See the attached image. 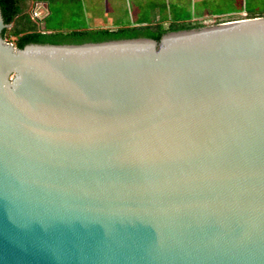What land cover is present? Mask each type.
I'll list each match as a JSON object with an SVG mask.
<instances>
[{
	"label": "water",
	"instance_id": "95a60500",
	"mask_svg": "<svg viewBox=\"0 0 264 264\" xmlns=\"http://www.w3.org/2000/svg\"><path fill=\"white\" fill-rule=\"evenodd\" d=\"M0 264H264V17L8 42Z\"/></svg>",
	"mask_w": 264,
	"mask_h": 264
},
{
	"label": "trees",
	"instance_id": "16d2710c",
	"mask_svg": "<svg viewBox=\"0 0 264 264\" xmlns=\"http://www.w3.org/2000/svg\"><path fill=\"white\" fill-rule=\"evenodd\" d=\"M48 4L49 13L41 19H34L31 11L36 2ZM64 0H0V7L6 26L1 35L19 48L30 43L50 44H80L85 42H101L113 39L136 37L162 38L169 31L209 26L211 25L264 17V0H228L224 9L209 10L207 17L199 11L197 14H168L166 5L161 10L155 6L154 17L151 20H138L135 23L118 27H90L85 22L75 20V17L63 20L66 14L63 8L56 4ZM158 10V11H157ZM161 10V11H160ZM70 13L77 14L76 9ZM69 21V20H68Z\"/></svg>",
	"mask_w": 264,
	"mask_h": 264
},
{
	"label": "rangeland",
	"instance_id": "374dc122",
	"mask_svg": "<svg viewBox=\"0 0 264 264\" xmlns=\"http://www.w3.org/2000/svg\"><path fill=\"white\" fill-rule=\"evenodd\" d=\"M227 4L228 0H64L59 1L56 7L66 11L61 17L67 19L68 23L75 17V20L85 22L90 27H118L138 20H151L155 6L162 10L166 5L164 12H171L172 15H193L201 11L207 17V9H224ZM71 9H76L77 14L70 13ZM204 22L211 26L209 20Z\"/></svg>",
	"mask_w": 264,
	"mask_h": 264
},
{
	"label": "built area",
	"instance_id": "2783aa9c",
	"mask_svg": "<svg viewBox=\"0 0 264 264\" xmlns=\"http://www.w3.org/2000/svg\"><path fill=\"white\" fill-rule=\"evenodd\" d=\"M49 13L48 4L44 1L36 2L32 8L31 14L34 19H41Z\"/></svg>",
	"mask_w": 264,
	"mask_h": 264
}]
</instances>
